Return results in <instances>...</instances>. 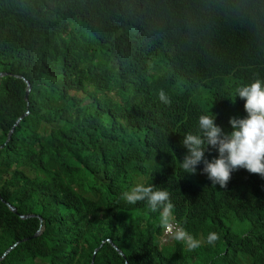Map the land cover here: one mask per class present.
I'll list each match as a JSON object with an SVG mask.
<instances>
[{"label": "trees", "instance_id": "1", "mask_svg": "<svg viewBox=\"0 0 264 264\" xmlns=\"http://www.w3.org/2000/svg\"><path fill=\"white\" fill-rule=\"evenodd\" d=\"M0 73V264H264L259 181L180 168L201 114L225 132L247 115L230 99L264 80V0H0ZM138 182L199 248L120 198Z\"/></svg>", "mask_w": 264, "mask_h": 264}, {"label": "clouds", "instance_id": "2", "mask_svg": "<svg viewBox=\"0 0 264 264\" xmlns=\"http://www.w3.org/2000/svg\"><path fill=\"white\" fill-rule=\"evenodd\" d=\"M237 96L244 101L247 115L230 118L231 131L225 132L215 123L216 116L210 109L207 114H201L198 117L199 134L187 133L180 141L186 149L180 159V168L187 175H195L197 166L202 164L200 171L206 174L213 186L221 188L227 186L234 171L243 168L248 171L250 179L259 181L255 191L264 192V80L256 79L241 85L230 101L234 103ZM158 98L165 105L171 102L163 89L159 90ZM208 147L217 152L211 160L204 156ZM120 198L129 205L146 201L153 211L159 210V225L164 229L165 238L182 242L188 251L201 246V240L174 222V205L167 189L138 182L123 191ZM218 239V233L209 232L206 242L213 244Z\"/></svg>", "mask_w": 264, "mask_h": 264}, {"label": "water", "instance_id": "3", "mask_svg": "<svg viewBox=\"0 0 264 264\" xmlns=\"http://www.w3.org/2000/svg\"><path fill=\"white\" fill-rule=\"evenodd\" d=\"M5 75L4 74H1L0 73V78H2V77H4ZM22 80L26 83V100H27V97H28V93H29V91H30V84H28V82L24 79V78H22ZM26 115H28V113H26ZM21 121V120H20ZM12 133H13V130L11 131V133H10V135H9V138H8V141L10 140V138H11V135H12ZM3 146H0V149L2 148ZM0 200H1V196H0ZM8 207L10 208V210L14 213V214H18L17 213V210L14 208V207H12L11 205H9L8 204ZM31 216H26V217H24V216H21L20 217V219L21 220H25V219H28V218H30ZM41 235V231L39 230L33 237H32V239H36V238H38L39 236ZM15 247H17V245H15L13 248H11L5 255H4V258L11 252V251H13L14 250V248ZM115 250L117 251V252H119V254L123 257L124 255L122 254V252L121 251H119L117 248H115ZM93 264V263H92Z\"/></svg>", "mask_w": 264, "mask_h": 264}, {"label": "rangeland", "instance_id": "4", "mask_svg": "<svg viewBox=\"0 0 264 264\" xmlns=\"http://www.w3.org/2000/svg\"><path fill=\"white\" fill-rule=\"evenodd\" d=\"M164 238H165V237H164ZM172 241H173L172 238H168V237H166V238L164 239V243L172 242Z\"/></svg>", "mask_w": 264, "mask_h": 264}, {"label": "bare ground", "instance_id": "5", "mask_svg": "<svg viewBox=\"0 0 264 264\" xmlns=\"http://www.w3.org/2000/svg\"><path fill=\"white\" fill-rule=\"evenodd\" d=\"M227 34H228V33H227ZM203 36H204V35H203ZM203 36H202V37H203ZM199 40H200V39H199ZM207 49H208V48H207ZM217 62H218V60H217Z\"/></svg>", "mask_w": 264, "mask_h": 264}]
</instances>
